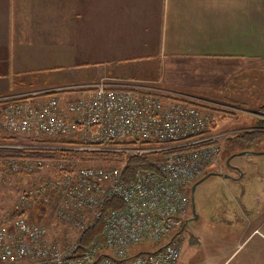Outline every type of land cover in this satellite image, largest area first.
<instances>
[{"label": "crops", "instance_id": "0c3cea01", "mask_svg": "<svg viewBox=\"0 0 264 264\" xmlns=\"http://www.w3.org/2000/svg\"><path fill=\"white\" fill-rule=\"evenodd\" d=\"M101 78L229 104L237 112L217 129L224 135L264 130V0H0V100ZM90 93L54 95L66 110ZM261 202L214 211L209 228L188 237L191 255L182 252L179 264H264Z\"/></svg>", "mask_w": 264, "mask_h": 264}, {"label": "built area", "instance_id": "2783aa9c", "mask_svg": "<svg viewBox=\"0 0 264 264\" xmlns=\"http://www.w3.org/2000/svg\"><path fill=\"white\" fill-rule=\"evenodd\" d=\"M113 79L102 78L66 110L57 95L11 102L1 111L0 131L76 136L82 142L60 149L152 153L155 168L126 181L125 161L9 159V172L43 170L48 177L20 197L16 209L25 212L3 220L0 264H178L182 247L176 234L152 252L131 256L128 248L147 239L161 241L180 228L191 204L183 189L218 162L224 133L213 129L215 118L205 102L143 80ZM120 140L147 145L112 144ZM112 199L124 205L106 210ZM37 201L47 206L49 224L29 219ZM59 221L73 235H52ZM99 223L101 235L82 246L85 233Z\"/></svg>", "mask_w": 264, "mask_h": 264}, {"label": "rangeland", "instance_id": "374dc122", "mask_svg": "<svg viewBox=\"0 0 264 264\" xmlns=\"http://www.w3.org/2000/svg\"><path fill=\"white\" fill-rule=\"evenodd\" d=\"M101 79L97 80L96 84ZM111 79L106 78L107 81H112ZM113 80H117V78ZM120 80H123V78ZM65 92L69 91L57 94L63 95ZM71 97L75 99V95ZM200 101L209 105V109L217 121V129H228L227 125L230 123L229 119L232 113L237 112L235 108L229 104H221L215 100H210L209 102ZM258 129L262 130L261 128ZM235 135L227 133L223 136L225 139L223 140L222 154L218 162L209 166L206 174H210V177L205 179L207 181L200 186L197 185L200 181V178H198L183 189V193L191 199L187 212V216L190 218L187 219L189 222L185 227V231L180 227L179 230L172 232L171 235H165L161 241L147 239L139 244H134L128 248L131 256L141 251H155L169 242L172 236L176 234V238L182 247L181 253L185 254H183V258L186 259V254L189 258L191 255V250L187 249L189 238L198 236V230L209 228L211 220L216 217L214 211L228 208L236 210L237 203L242 204L245 200L253 202L256 196H260L262 200L261 205L264 204V138L262 139V136H260L262 140L241 143L237 141ZM6 166L7 163H4V160H0V226L3 220L7 219V216L14 217L11 213L19 205L20 197L32 186L48 177L47 171L15 173L7 171ZM51 220L52 217L47 215L43 221L39 222L49 224ZM57 225L59 227L56 230H52V235L56 236L63 233L73 235V232H70L64 223L59 221ZM182 235H185L186 239L189 237L187 242L184 240V243ZM189 264L199 263L191 261Z\"/></svg>", "mask_w": 264, "mask_h": 264}, {"label": "trees", "instance_id": "16d2710c", "mask_svg": "<svg viewBox=\"0 0 264 264\" xmlns=\"http://www.w3.org/2000/svg\"><path fill=\"white\" fill-rule=\"evenodd\" d=\"M95 84L91 85L89 88L54 89L43 93H39L35 96H28V97L36 98L38 96H44V95L52 96L54 94L64 91H85L88 89L93 91ZM23 98L11 99L7 101L0 100V104L20 101ZM205 106L210 108L209 105L207 104ZM259 112L261 114H264V104L260 107ZM215 121L212 125L214 130L217 129V124ZM260 136H262V139L264 138V130H259V129L245 130L235 135L237 141H240L241 143H251L258 140H262ZM224 139H225L224 137H222L221 139L222 150H223ZM81 143L82 142L76 136H49V135L36 136V135L18 134V133H11L8 131H2L0 132V160H4V163H7L8 160L11 158L14 159L29 158L33 160L47 159V158H56V159L81 158L85 161H91L94 163H103V164H113V163H120L122 161H125L124 179L126 181L135 178L137 173L142 170H152L155 168V163L153 162V158L155 157V154L152 153L144 154V155H130V154H126L125 152H118L111 150L78 151V150L59 148V147H67V146H76V145H80ZM155 143L156 142H154V144ZM112 144L119 147H125L127 145L128 146L147 145L145 142L143 143V142L131 141V140H120L117 142H113ZM123 205L124 203L120 199H112L108 202L106 210L110 208L112 209L116 207H122ZM23 212H25V209H20V210L15 209L11 214L13 216H16L22 214ZM47 214H48L47 206L42 201H37L36 205L28 213V217L32 221L39 222L41 220L43 221L45 216H47ZM102 230H103L102 224L99 223L93 229L87 231L83 236L82 246L86 245L95 236L101 235Z\"/></svg>", "mask_w": 264, "mask_h": 264}, {"label": "flooded vegetation", "instance_id": "af4514ba", "mask_svg": "<svg viewBox=\"0 0 264 264\" xmlns=\"http://www.w3.org/2000/svg\"><path fill=\"white\" fill-rule=\"evenodd\" d=\"M186 223V224H185ZM187 224H188V222L186 221V222H183V224H182V228H185L186 226H187Z\"/></svg>", "mask_w": 264, "mask_h": 264}, {"label": "water", "instance_id": "95a60500", "mask_svg": "<svg viewBox=\"0 0 264 264\" xmlns=\"http://www.w3.org/2000/svg\"><path fill=\"white\" fill-rule=\"evenodd\" d=\"M187 222H189V221H187ZM186 224V223H185Z\"/></svg>", "mask_w": 264, "mask_h": 264}]
</instances>
